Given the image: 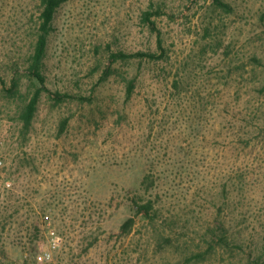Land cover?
<instances>
[{"label":"rangeland","instance_id":"rangeland-1","mask_svg":"<svg viewBox=\"0 0 264 264\" xmlns=\"http://www.w3.org/2000/svg\"><path fill=\"white\" fill-rule=\"evenodd\" d=\"M223 1L64 3L47 87L90 99L57 103L44 90L26 130L21 95L39 83L12 65L33 50L40 2L0 0V264L264 260V0ZM117 50L158 57L112 62ZM137 196L153 200L157 222L136 213ZM216 218L228 242L212 253L206 229ZM162 231L171 245H158Z\"/></svg>","mask_w":264,"mask_h":264},{"label":"trees","instance_id":"trees-1","mask_svg":"<svg viewBox=\"0 0 264 264\" xmlns=\"http://www.w3.org/2000/svg\"><path fill=\"white\" fill-rule=\"evenodd\" d=\"M69 0H39V12L40 15L38 17L37 21V31H36V41L33 46L32 52L29 54V56L24 59V62L22 65L17 62L15 65H12V68L14 71L20 70V68L24 67L27 75H29L31 78H34L39 83V88L33 92L32 94H25L21 95V104L19 105V108L17 110L18 119L22 123V126L28 130L32 124H33V118L35 116V113L38 109L41 94L42 91L49 92L53 98V100L57 103H60L66 99H79L81 101L88 100L90 97H86L83 94L79 93H72V92H61L59 90L51 91L47 87L46 83V76L44 75L43 69L45 67V58L47 56V51L49 48V43L51 40V35L55 31V20L57 18V13L59 9L63 6L64 3L68 2ZM216 4L227 6L223 0H215ZM159 13V12H158ZM153 12L152 11H144L143 12V21L150 25L152 29H156L155 22L152 19ZM158 40V46L162 47V39L161 36L158 34L157 36ZM109 59L112 62L117 61H126L134 58H150L155 59L158 57V55L155 52L152 51H136V52H126L123 50H117V51H110L108 55ZM0 82L6 86L5 79L0 74ZM136 84V77H133L132 79L128 80L127 86H126V97L129 99L131 98L134 88ZM175 87H179V82L177 84V81H175ZM16 87H17V79H12V84L9 88V92L12 94H16ZM69 118L66 117L61 120L59 124V134H62L68 125ZM151 174H146L141 183L145 190H150L154 184L155 179ZM135 206H136V213L142 214L146 219H149L151 223H155L156 216H157V209L155 208V204L153 200L148 199L147 201H143L142 197L137 196L134 200ZM136 219L133 217L128 218L122 225H121V234L127 235L129 234L134 225H135ZM225 229L223 227V222L219 218L215 219V222L213 225L211 224L207 229V242H208V252H214L215 249L219 246H222L223 244H227L228 242V235L224 233ZM163 233H158L160 236L158 240V245L160 247H163L164 245H171L172 240L171 237L166 235L164 236ZM201 256V255H200ZM204 256L202 255V257ZM164 264H174L172 262H166ZM254 264H264V260L257 259L254 262Z\"/></svg>","mask_w":264,"mask_h":264},{"label":"built area","instance_id":"built-area-1","mask_svg":"<svg viewBox=\"0 0 264 264\" xmlns=\"http://www.w3.org/2000/svg\"><path fill=\"white\" fill-rule=\"evenodd\" d=\"M50 256H51L50 252H45L43 254L38 255L37 259H38V261L42 262V261L46 260L48 257H50Z\"/></svg>","mask_w":264,"mask_h":264}]
</instances>
